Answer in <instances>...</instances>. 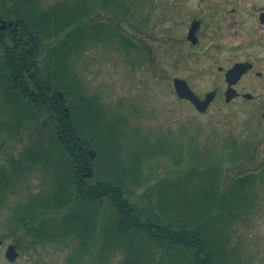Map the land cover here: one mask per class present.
Here are the masks:
<instances>
[{
  "label": "trees",
  "instance_id": "trees-1",
  "mask_svg": "<svg viewBox=\"0 0 264 264\" xmlns=\"http://www.w3.org/2000/svg\"><path fill=\"white\" fill-rule=\"evenodd\" d=\"M136 4L0 0V148L25 138L0 157V229L22 248L66 251V264H245L233 228L264 170L219 188L212 148L191 158L88 92L85 54L121 42L116 25ZM182 155L192 165L141 202L143 167Z\"/></svg>",
  "mask_w": 264,
  "mask_h": 264
},
{
  "label": "rangeland",
  "instance_id": "rangeland-1",
  "mask_svg": "<svg viewBox=\"0 0 264 264\" xmlns=\"http://www.w3.org/2000/svg\"><path fill=\"white\" fill-rule=\"evenodd\" d=\"M151 1L137 0L128 16L116 25L119 33L123 32L121 42L112 40L87 51L81 68L88 92H98L107 106L127 111L131 125L145 127L153 136L168 135L174 143L181 144L184 152L191 147V158L203 157L213 150V165L221 163L219 188H226L234 178L258 176L264 170V67L253 68L235 86L240 93H250L252 100L239 97L225 103L224 71L219 72L216 66L225 64L227 56L216 54L211 46L206 48L209 41L205 21L210 19L212 0ZM218 19L221 20L218 16L212 21L218 24ZM193 20L203 25L198 35L206 50L200 54H190L186 43L184 47L177 44L185 40ZM251 58L264 62L262 56ZM257 72L262 75L256 76ZM174 78L185 80L200 98L213 90L218 95L205 112L199 113L176 97ZM24 143L25 138L8 146L17 149ZM8 146L0 148V157L10 150ZM190 165L192 162L184 160L183 155L178 165L164 158L150 161L143 167L141 186L133 189L135 196L153 205L154 186L162 179L184 173ZM260 178L251 209L239 216L233 228L236 253L245 264H264V176ZM4 234L6 231L0 229V235ZM6 242L7 245L11 240ZM36 249L33 253L23 252L17 264H26L27 256L33 264H66V251L52 246ZM0 264H9L3 253ZM86 264L100 263L89 260ZM107 264H118V258Z\"/></svg>",
  "mask_w": 264,
  "mask_h": 264
},
{
  "label": "flooded vegetation",
  "instance_id": "flooded-vegetation-1",
  "mask_svg": "<svg viewBox=\"0 0 264 264\" xmlns=\"http://www.w3.org/2000/svg\"><path fill=\"white\" fill-rule=\"evenodd\" d=\"M156 1L157 0H152L151 2ZM175 1L181 3L185 0ZM165 12V10H161V14H165ZM218 16L221 20L218 19L220 23L218 22V24H216V22L212 20ZM208 17L210 19L205 21L206 29H208V31L206 30V32H208L206 39L207 42L209 41L206 48L211 46L212 49L216 51V54L227 56L225 64H218L216 68L229 69L234 68L238 64H249L251 69L246 73L248 74L253 68L264 67V62L257 63L251 58L255 55L264 57V0H212L209 4ZM202 30L203 25L201 22L199 20H193L189 26L185 40L182 42L178 41L177 44L181 45L186 43L190 54H200L206 50L198 35ZM245 75H243L241 79ZM261 75L260 72L256 73L258 77ZM235 86L234 89L240 96L245 94L240 93ZM217 95L218 93L216 91L215 97H217ZM252 98L250 100H252ZM263 109L264 106L262 111ZM8 239H10L11 242L6 245ZM10 245H13L18 253V256L11 262L8 261L5 256ZM33 250H37L36 247L26 246L22 248L18 246L16 240H13V236L0 235V253L4 254V258L9 264H17L23 252L27 251L30 253ZM24 260H26V264H33L28 256L24 257Z\"/></svg>",
  "mask_w": 264,
  "mask_h": 264
},
{
  "label": "water",
  "instance_id": "water-1",
  "mask_svg": "<svg viewBox=\"0 0 264 264\" xmlns=\"http://www.w3.org/2000/svg\"><path fill=\"white\" fill-rule=\"evenodd\" d=\"M250 69L251 68L249 64H238L234 68H230L225 72L224 80L227 85V89L224 93L225 103H230L232 100L239 96V93L234 89V86L239 82L241 77L245 75ZM221 70L222 68H218V71ZM172 84L175 95L181 100L190 102L193 107L200 113H203L208 109L210 103L214 100L216 96V92L212 91L205 94L203 99H200L191 90L188 83L183 79L174 78ZM242 98H244L245 100H250L252 98V95L249 93H245L242 95ZM262 118H264V109L262 112ZM5 256L10 262L18 256V253L16 252L15 247L13 245H10L8 247Z\"/></svg>",
  "mask_w": 264,
  "mask_h": 264
}]
</instances>
